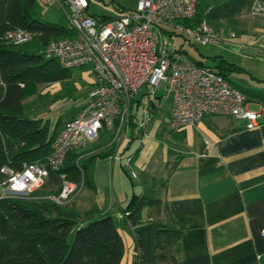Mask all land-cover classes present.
I'll use <instances>...</instances> for the list:
<instances>
[{"label":"trees","instance_id":"trees-1","mask_svg":"<svg viewBox=\"0 0 264 264\" xmlns=\"http://www.w3.org/2000/svg\"><path fill=\"white\" fill-rule=\"evenodd\" d=\"M102 1L114 3L120 13L126 11L114 0ZM255 1L199 0L195 14L180 19V22L194 25L206 20L221 36L227 37L230 31H236L242 13L254 12ZM45 5L52 4L46 0H0V182L7 184L9 177L1 170L3 166L15 171L22 170L26 163L49 167L43 184L28 194L1 193L0 264H120L126 251L121 227L130 229L134 235L135 253L131 264H178L174 246L184 229L165 201L163 192L167 178H150L143 171L142 191L132 193L119 215L95 207L81 212L74 206V198L58 203L48 196L60 192L63 178L95 187L93 171L96 160L113 156L120 147L115 141L107 142L113 138V133L108 132L107 138L106 131L87 145L69 150L59 168L48 163L59 130L82 110L84 105L80 101L85 94L75 93L74 99L79 101L64 109L55 122L30 109L26 99L40 94L42 84L54 85L56 81L63 84V80L71 78L76 70L93 72L89 66H63L56 57L45 53L50 41L76 33L61 5L63 18L59 20L43 16ZM16 27L36 33L27 41L15 43L6 37V33ZM162 32L163 35L178 33L166 26ZM186 58L223 73L246 94L248 100L264 103V90L242 87L232 81L231 72L247 71L242 65L221 55L215 65L188 53ZM158 109L152 108L153 117ZM130 127L134 128L131 136L134 139L139 134L132 119ZM181 130L171 128L176 137L183 139ZM145 131L146 128L139 130L142 135ZM123 166L132 178L130 170L125 164Z\"/></svg>","mask_w":264,"mask_h":264},{"label":"built area","instance_id":"built-area-1","mask_svg":"<svg viewBox=\"0 0 264 264\" xmlns=\"http://www.w3.org/2000/svg\"><path fill=\"white\" fill-rule=\"evenodd\" d=\"M46 1L59 2L76 33L50 41L45 53L66 67L89 66L95 75L82 110L65 122L54 140L47 158L53 168L62 165L69 150L87 145L102 132L113 133L121 150L131 119L142 135L139 130L153 119L152 108L162 103V88L170 98L169 124L173 129L195 124L206 114L247 119L249 127L257 124L260 112L251 108L239 87L223 73L188 60L184 51L161 38L166 26L202 44L222 39L206 20L194 25L180 22L195 14L199 0H139L135 9L116 16L90 13V0ZM252 7L256 13L264 12V0H256ZM35 33L16 27L8 30L6 37L21 43ZM1 170L9 176L5 194H28L49 174V167L39 163H26L20 171L9 166ZM131 174L137 176L134 169ZM82 185L63 178L60 192L48 196L66 203Z\"/></svg>","mask_w":264,"mask_h":264},{"label":"crops","instance_id":"crops-1","mask_svg":"<svg viewBox=\"0 0 264 264\" xmlns=\"http://www.w3.org/2000/svg\"><path fill=\"white\" fill-rule=\"evenodd\" d=\"M114 1L126 11L133 9L134 5L127 0ZM138 1L133 0L132 4L137 6ZM91 2L90 13L108 14L91 10ZM254 18L257 19L255 35L248 31ZM263 21L264 12L246 11L239 16L238 27L233 31L236 35L231 41L237 49L257 60L251 72L261 82L260 85H240L242 87L264 90V58L254 56L264 51V43L260 42L264 37ZM90 89L80 101L83 105ZM71 98L73 102L61 112L79 101H75L74 96ZM256 102L259 106L255 110L260 115L253 127L247 125V119L233 115L206 114L199 122L182 128L183 139L171 131L176 140L174 144L160 146L154 138H148L146 144L144 135L140 139L146 145L138 158L141 171L136 172L138 176L144 171L148 175L151 173L150 178H167L164 198L184 229L174 246L178 264H264V103ZM105 135L108 138L110 134ZM111 141L113 139L107 142ZM156 146L159 147L156 149ZM117 155L96 160L93 171L95 187L88 186L92 189L94 201L88 209L95 207L119 215L127 205L131 186L125 180L128 174L123 164H115ZM1 193H5V186L0 182ZM125 229L121 232L126 249L132 246L133 256H123L120 264H131L135 253L134 240L131 244L123 231Z\"/></svg>","mask_w":264,"mask_h":264},{"label":"rangeland","instance_id":"rangeland-1","mask_svg":"<svg viewBox=\"0 0 264 264\" xmlns=\"http://www.w3.org/2000/svg\"><path fill=\"white\" fill-rule=\"evenodd\" d=\"M91 1L92 4L90 9L97 10L98 13H108L111 16H116L120 13V11L115 7V4L112 2H104L102 0H91ZM127 1L131 3L130 4L131 6L134 5L133 9L137 7L135 3L132 4L133 0H127ZM43 16L50 20L62 19L63 13L59 2H56L55 4L52 5H45L43 8ZM256 20L257 19L254 18L249 23V28H248L249 33L254 35L256 29ZM261 24L264 25V21ZM232 32L233 31H230L229 36L224 37L222 35L221 36L222 39L208 44H202L196 42L195 40L185 36L180 32L174 35H169L167 33L163 35L162 33L161 38L162 39L164 38L169 42H172L175 45V48H179V49L181 48L184 52L188 53L192 57H195L196 59H202L207 64H212V65L217 64L221 59L220 58L221 55L222 57H225L230 61H236L242 65H245V67H248L246 68L247 71H241V72L234 71L230 73V77L232 81H234L237 84L239 83L238 85H244V86H250L252 85V83H254V85H260L261 82H259L255 77H253L251 72V69L257 63V60L245 56V54H243L242 51L237 49V46L231 41L234 38ZM258 35H260V33ZM260 42L264 43V37L260 39ZM254 56L258 58L261 57L264 58V51H260L259 54H255ZM94 80H95V75L90 73V70L87 69L76 70L71 78L63 80V84L62 81H56L54 85L51 84L46 86L45 84H42L39 87L40 94L32 95L26 99L27 106L30 105L29 106L30 109H33V111L40 113L43 117L50 118L52 122H55L61 110L66 105H69L73 102L71 97L75 93L86 95L87 91L91 87L90 82H93ZM262 83L264 84V82ZM144 89L145 88H142L141 92H143ZM159 92H162L163 94L162 103L158 111L155 113L153 119L148 124V128L144 133V136L145 138L147 137L146 144L148 142V138H154V140L160 143V146H165L166 144L167 145L168 144L170 145L172 143L174 144L176 140L171 133L172 127L169 124L168 112L169 110H171L170 98L167 95V90L165 88L160 89ZM60 93H62L63 95L59 97L58 94ZM250 106L253 109H257L259 106V102L252 101L250 103ZM132 132H133V128L131 127L127 132L128 137L124 138L122 141L125 144L124 145L125 148L123 152L119 153L117 155L118 157L115 158L116 160L115 164H117V166L118 165L121 166V164H125L127 168L130 170V172L132 171V169L140 172L141 165H139L138 163V158L144 151L146 144L141 142L143 135L138 136L133 141H131ZM158 147L159 146H156L155 148L157 149ZM158 154H161V151H159ZM131 158H133L132 162L130 161ZM149 175L151 176V173H149ZM126 176H125V180L128 183V186H131L130 187L131 193L129 194L130 197L134 191L141 192L142 174L138 176L137 173V176H133L132 178H130L128 175ZM74 199H75L74 203L76 204V207L79 211L83 212L87 210L89 207H91L90 204L94 201L92 189L88 186H81L77 194L74 196ZM125 204L126 202L123 205ZM123 228L124 227H121V229ZM129 230L130 229L126 228L123 231H125L126 236L128 237V239L131 240V244H132L134 240V235L132 231L130 232ZM127 254L133 256L132 246L127 247L124 256L126 257Z\"/></svg>","mask_w":264,"mask_h":264}]
</instances>
